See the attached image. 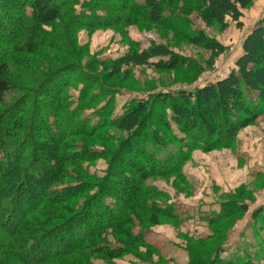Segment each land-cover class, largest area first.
Masks as SVG:
<instances>
[{"label": "trees", "instance_id": "1", "mask_svg": "<svg viewBox=\"0 0 264 264\" xmlns=\"http://www.w3.org/2000/svg\"><path fill=\"white\" fill-rule=\"evenodd\" d=\"M78 2L0 0V264H79L77 259L94 264L97 256L111 260L127 252L135 254L105 243L108 231L123 237L116 240L118 244L152 249L145 241L147 230L132 229L134 211L148 212L147 226L158 225L160 217L175 224L182 219L171 205L154 201L163 194L148 188L147 179L180 173L191 150L231 146L240 130L264 114L263 19L245 36L242 54L223 77L192 90L160 93L151 101L135 98L114 117L105 104L99 120L91 124L82 117L84 111H95L110 90L75 57L69 33L115 24L124 29L141 20L179 31L188 42L209 51L211 66L225 48L194 27L188 16L194 10L207 27L216 23L225 29L229 19L240 28L242 10L252 0H196L187 10L177 9L175 0L82 3L87 12L106 11L100 16L78 12ZM98 63L111 68L113 75L124 66L170 70L186 65L166 46L156 44L143 49L133 46L119 57ZM79 84L82 87L73 101L68 92ZM166 108L180 136L164 120ZM154 114L168 140L178 146L177 153L165 158L146 147L147 140L157 148L165 146L152 129ZM108 127L125 137L109 147L105 176L82 182L87 178L83 163L97 155L92 148L74 151L75 143L83 137L100 140L97 134ZM74 176L81 182L71 186L68 180ZM106 197L112 202L106 203ZM238 205V211H246V205ZM228 212L223 208L208 219V226ZM254 217L264 222V208L255 211ZM220 250L218 244L210 260L200 261L188 252L187 264H252L248 254L247 258L222 259Z\"/></svg>", "mask_w": 264, "mask_h": 264}, {"label": "rangeland", "instance_id": "2", "mask_svg": "<svg viewBox=\"0 0 264 264\" xmlns=\"http://www.w3.org/2000/svg\"><path fill=\"white\" fill-rule=\"evenodd\" d=\"M78 1L79 4L75 7L80 13L99 16L106 14L103 9L95 13L87 12L82 3L88 0ZM166 1L169 3L172 0ZM175 1L178 2L177 9L187 10L188 4H194L196 0ZM263 19L264 0H252L242 10L240 28L229 19L225 29H221L216 23L207 27L193 10L188 16L190 23L225 48V52L211 66L207 63L209 51L191 44L179 31L141 20L124 29L115 24L96 29L83 28L69 33L68 39L75 57L79 56L82 66L90 68L89 71L93 70L99 83L108 86L110 90L106 99H110L111 104H107L105 99L97 105L95 111H84L82 117L88 118L93 124L99 120L105 104L108 109H112L111 117H114L135 98L142 97L151 101L157 94L192 90L223 77L235 66L236 59L242 54L245 36ZM151 44L166 46L183 59L186 65L170 70H158L152 66H124L113 75L111 68L98 63V60L119 57L133 46L143 49ZM81 87L79 84L78 89L71 88L68 92L69 99L76 101ZM8 100L9 96L5 98L6 103ZM152 110L159 111L158 107L153 109V106ZM169 113L168 108L164 109L163 118L169 123L171 131L180 136ZM153 116L150 119L152 129L158 132L165 146L157 148L151 140H147V149L155 151L157 157L161 158L177 153L178 146L168 140L158 116ZM97 135L101 137L100 140L83 137L75 143L77 146L74 151L92 148V152L95 151L93 154L97 155L95 160L83 163L82 167L86 172L84 176L87 178L83 177L82 182L94 181L92 178L101 180L105 176L106 163L110 157L109 147H115L125 137V134L114 127L104 128ZM81 181L75 176L68 180L71 186L79 185ZM146 186L161 192L162 199L153 200L158 201L157 204L161 206L171 205L182 222L175 224L170 219L160 217L158 225L147 226L145 217L148 212L135 210L132 229L147 230L144 232L145 241L152 249L118 244L116 240H123V237L108 231L105 243L123 247L138 256L130 252L111 260L97 256L93 258L94 264H187L190 259L188 252L194 253L198 261L209 259L211 251L218 244L220 251H223L219 254L222 259L247 258L248 254L252 264H264V222L261 218L254 217L255 211L264 208V114L252 125L240 130L231 146L210 151L191 150L181 165L180 173L154 175L147 179ZM105 199L106 203L112 202L110 197ZM238 204L246 205V211H238ZM223 208L228 209L227 216L213 226H208V219L222 212ZM101 237L105 238L104 235ZM77 261L82 264L80 260Z\"/></svg>", "mask_w": 264, "mask_h": 264}]
</instances>
